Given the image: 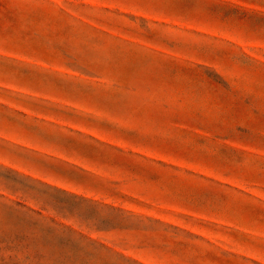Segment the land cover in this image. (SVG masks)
Here are the masks:
<instances>
[{
	"label": "rangeland",
	"instance_id": "obj_1",
	"mask_svg": "<svg viewBox=\"0 0 264 264\" xmlns=\"http://www.w3.org/2000/svg\"><path fill=\"white\" fill-rule=\"evenodd\" d=\"M0 264H264V0H0Z\"/></svg>",
	"mask_w": 264,
	"mask_h": 264
}]
</instances>
